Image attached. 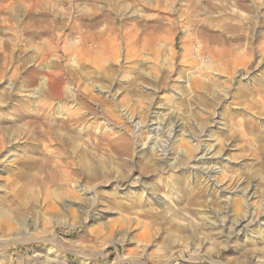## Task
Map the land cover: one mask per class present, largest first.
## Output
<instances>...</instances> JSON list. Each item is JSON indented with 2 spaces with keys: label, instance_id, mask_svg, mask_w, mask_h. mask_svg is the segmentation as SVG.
Here are the masks:
<instances>
[{
  "label": "rangeland",
  "instance_id": "1",
  "mask_svg": "<svg viewBox=\"0 0 264 264\" xmlns=\"http://www.w3.org/2000/svg\"><path fill=\"white\" fill-rule=\"evenodd\" d=\"M221 1L0 0V69H7L0 96L4 82L29 91L27 72L54 64L74 68L70 84L78 90L73 99L33 100L18 90L0 99L6 128L28 129L17 117L24 102L44 116L33 134L18 139L15 174H0V212L13 222L19 214L23 225L0 230V264H41L50 241L53 264H209L207 248H219L222 264H264V234L220 240L202 217L224 211L228 195L206 181L207 169L220 188L240 190L229 201L231 215L264 214V114L254 105L259 93L264 100V0L230 5L233 18L213 9ZM82 106L85 122L61 127ZM169 118L182 128L170 144L159 139L171 158L164 164L145 144L155 135L153 122ZM209 148L215 159L193 170ZM49 155L54 195L63 187L76 199H47V185L20 176L44 177L19 159L40 163ZM79 186L93 197L86 201ZM23 187L37 193L38 210L47 202L57 209L41 215L29 195L17 201Z\"/></svg>",
  "mask_w": 264,
  "mask_h": 264
},
{
  "label": "bare ground",
  "instance_id": "2",
  "mask_svg": "<svg viewBox=\"0 0 264 264\" xmlns=\"http://www.w3.org/2000/svg\"><path fill=\"white\" fill-rule=\"evenodd\" d=\"M254 1L257 2L258 0H254ZM242 2H243V0H237L236 3L231 2V0H223L220 3L221 5H218L217 7L213 6V9L217 8L219 10H223L224 12L229 11L227 14L233 18V17H235V15L233 13V10H231L230 5H232V6H233V4L242 5ZM227 14H226V16H227ZM232 29H235L234 25L229 26V30L232 31ZM259 35H260V37L262 36L261 33H259ZM98 40L102 41V39H98ZM114 43H115V41H114ZM22 69L23 68H21V67L15 68L14 69V75L17 76L18 73L20 74ZM73 69L74 68H71V67H68L66 69L63 66L54 64L53 66L47 65V66L40 68V69L30 70L29 72H27V77H26V87L30 89L29 91L25 90L23 86L16 88V86H14L12 84L6 85V82H4L5 92L3 94L1 93L2 96H0V99L6 98V97L9 98L14 93L15 90H18L20 92H27V93L29 92V94L26 96L29 98H33V100L36 99L37 95L38 96L43 95V96H47L49 98L51 97L54 99H64V98H72L73 99L75 97V93L78 92V90L73 89L72 84H70V82L72 80H74V77H75ZM6 74H7L6 68L0 69V81H2V79H4ZM67 78H68V80H66ZM24 84H25V82H24ZM86 88H87V86L85 85L84 89H86ZM262 90H260V91L262 93H264V90L263 91ZM259 95H260V97L258 98L257 101H255L254 105H255V108L261 109V111H260L261 114H264V100H263V97H261L262 94L259 93ZM13 96H14V94H13ZM40 102H39V105L34 104V102H33V104H34V106L37 105L39 107V109H41L42 106H40ZM30 104L28 102L21 103L20 104V111H18L19 113L17 114V117L20 121H26L25 123H27V125H28V127H26V128H28V129L20 128L19 126H18V128L17 127L14 128L12 126H9L8 128H6L7 125L5 126L4 123L3 124L0 123V153L3 149L5 150L0 156V174L5 173L7 170H11L9 173L15 174L14 170H12V169H13L15 163H17V161H18V159H16V158L14 159V155L18 149V144L20 143L18 141V139L22 135L23 136H30L31 134H33L34 131L37 129L35 126L44 117V116L42 117L40 115H32L31 114L32 110H29L31 107ZM2 119L3 118H1V116H0V122ZM85 119H86V117H85V112H84V107H83L82 109L80 108V110L78 112L70 113L68 115L67 119L63 122V125L61 127L69 129L72 126V124L81 123ZM47 128H48L47 130H49L48 132H50L51 135L55 136V138L58 137V135L56 136V132H55L56 130H55L54 125L50 124L47 126ZM181 128H182V123L175 118H169V119H167L163 122H160V123L159 122H157V123L153 122V126L151 127L150 131L152 134H155V135H150V137H148V141L146 142L145 147H147V149H149L153 153L156 152L158 154L159 161L165 164V162H167L168 159L169 160L171 159V158H169V150L166 146H158V141L160 138H165V142L167 144H170V141H172L173 138L175 137V133L180 132ZM184 134L185 133H182V135H184ZM59 136H60V134H59ZM58 138L60 140L62 137L60 136ZM78 154H79L81 165L85 169H88L90 164H89L88 155H87L85 149L79 147ZM52 157H51V155H49L43 161L41 160L42 162H40V163L36 159H32V158L30 159L29 157L19 159V161L21 160V164H23L24 167L31 168V169H32V167H37V168L39 167L40 170H42L44 172V177H41L39 179L31 177V175H29V174H27V175L24 174V175H20V176H24V178L27 177V180L30 181L29 183H35V185H44V186L47 185V188L45 191V197L47 199L50 197H53V196H55L56 198H59L61 201L65 200L66 198L67 199L68 198L76 199L75 198L76 195H74V193L72 192L73 190L70 191V190L63 188V187H62V190L60 191V193H58L57 195H54L55 192L51 188L53 187V183H54L52 176L55 175L56 168H55V165L53 164L54 159ZM215 157H216V155H215L214 151L212 150V148L211 149L209 148L208 150H204L201 153V155L195 159V161L192 165V169L193 170H202V166L208 160L215 159ZM54 158H55V156H54ZM42 171H41V173H42ZM20 173H21V171L18 174H20ZM213 173H214V171L212 169H207V171L205 173L206 181L208 183H210L213 187H218L219 189H221V192L226 193L228 195H224V197H225L224 198V203H225L224 211L218 212V213H209V214L202 215L203 220L208 222V225H209L208 229H209L210 233L215 235L220 240H224V239L226 240V239H229V238H231L233 236H237V235L238 236L242 235L243 238L247 239L248 236L251 233L253 234V231H255L257 229L256 232H257V234H259V237H260L259 239L262 240V236H263L262 234H264V214H258V213H255L254 211H250V209H249V210H244V212H242L241 216H239L237 218H235L233 215H231L230 211H229V207H228L229 201L234 199L235 197H237V193H240V190H238V188H233V187H232V189H229V190L220 188V186H217L213 181V179H214L212 177V175H214ZM36 174H37V172H36ZM38 174H39V172H38ZM34 175H32V176H34ZM119 187L124 188V190H125V188L127 187V183L122 182V183H120ZM0 191H1V189H0ZM78 192L81 193V195L83 196V198L86 201L90 200L93 197L91 195V192L88 189L86 190L85 187L79 186L77 193ZM9 194H10V192H9ZM16 195H18V196L14 199H16L17 201L19 199H21V197H23V196L26 197V195H29V196H27V201L31 206L30 208L33 211H37L39 214L42 213L41 215L45 214L46 212H51V211L53 212L57 209V207L52 202H47L46 203L47 205L44 208L41 207V210H38L36 205H35L37 202L36 201L37 200L36 199L37 193H35L34 190H30V188L28 189L26 187H23V189L21 191H19ZM31 201L32 202L35 201V203L34 202L32 203ZM68 207H69V204L67 205V203H65V205H63L64 210H66ZM18 211H20V210H18ZM0 215H1V217H4V215L6 216V218H3V220H2V223L3 222L4 223L0 227V230L2 229V230H7V231H13L16 229V225H22V224H20L22 220L20 221V215L19 214L15 217V218H17V220H15L14 222L10 218V215L8 216V213H6L5 211L1 210ZM250 229H251V231H250ZM255 237H256V235H255ZM202 245H203V247H201V248L205 249L206 244L203 243ZM218 249L219 248H214V249L207 248L206 249L205 254L211 256V258H212V260L209 261V264H222L218 259H216V254L218 253ZM38 257L41 258L38 260V262L43 259V261L40 262L41 264L42 263H44V264L56 263L57 262L56 260L58 257H57V253H56L55 249L53 250V242L50 241L47 253L44 256H38ZM38 257H37V259H38ZM203 263H204V261L201 259H198L196 262H194V264H203Z\"/></svg>",
  "mask_w": 264,
  "mask_h": 264
}]
</instances>
